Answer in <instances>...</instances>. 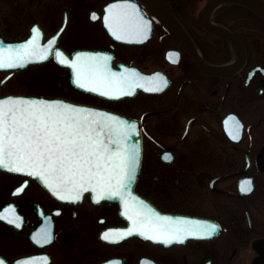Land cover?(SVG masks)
Here are the masks:
<instances>
[{"label": "flooded vegetation", "instance_id": "af4514ba", "mask_svg": "<svg viewBox=\"0 0 264 264\" xmlns=\"http://www.w3.org/2000/svg\"><path fill=\"white\" fill-rule=\"evenodd\" d=\"M157 1L132 0L148 21L145 38L120 39L104 20L117 0H0V38L29 39L37 26L40 45L56 37L46 58L28 66L55 76L43 82L52 90L33 94L136 119L143 141L137 197L216 230L171 243L125 236L119 230L132 220L121 201L90 192L66 200L0 168V213L8 216H0V254L9 264L28 257L34 264H264V0ZM56 49L72 60L78 52L108 54L111 70L136 77L135 93L84 87ZM109 229L123 238L105 239ZM44 231L50 240L33 238Z\"/></svg>", "mask_w": 264, "mask_h": 264}, {"label": "snow or ice", "instance_id": "6c2138e0", "mask_svg": "<svg viewBox=\"0 0 264 264\" xmlns=\"http://www.w3.org/2000/svg\"><path fill=\"white\" fill-rule=\"evenodd\" d=\"M107 8L104 20L113 35H119L120 39L145 38L148 21L132 0H117ZM92 15L95 18L97 14ZM41 34L37 26L31 38L15 48L0 44V68L45 59L56 37H52L47 46H42L38 43ZM55 51L58 58L63 57V63L76 68L77 83L85 81L84 87L98 85L94 87L95 91L107 89L105 95L118 96L123 94L122 89H131L135 82L134 75L111 70L106 53L86 55L78 52L72 60L60 49ZM130 131H135V122L128 125L110 113L81 105L28 96L0 97V165L42 177L57 196L66 200L80 199L79 193L85 187L97 192V200L103 195H125L139 162L138 153L126 143ZM24 184L27 181L15 191H22ZM124 207L125 215L132 220L130 228L119 230L125 236L139 232L154 240L171 243L183 241L187 236H211L217 228L215 224L186 217L162 215L131 194L124 200ZM0 216L8 219L4 213ZM12 222L19 223V217ZM112 231L106 230L104 238H123L109 235ZM33 238L43 243L50 240L51 235L44 231ZM0 264H4L2 258ZM23 264H34V258H25Z\"/></svg>", "mask_w": 264, "mask_h": 264}, {"label": "water", "instance_id": "95a60500", "mask_svg": "<svg viewBox=\"0 0 264 264\" xmlns=\"http://www.w3.org/2000/svg\"><path fill=\"white\" fill-rule=\"evenodd\" d=\"M152 1L155 4H159V2L157 0H152ZM26 40H28V39L15 40V41H6V40H3L2 38H0V44H3L5 46L12 45L13 48H15V47L19 46L21 43H23ZM39 61H42V60H29L27 63L22 64V65H16V66H13V67H10V68H0V69H2V70H8V69L20 70V69L26 67L27 65H29L30 63H36V62H39ZM208 68H209V70L217 71L213 67H208ZM6 78H4L2 81H4ZM140 86L143 87L146 90H152V88L149 87V86H147V85H142L141 84ZM122 91H123V94L122 95L123 96H126V95H132V94H134L135 91H136V89L132 90V89H129V88H124V89H122ZM9 95H12V96H28V97L43 98V99L48 100V101H64V102H67L69 104L81 105V106L87 107L90 110H99L102 113H110L113 116H115V117H117V118H119V119H121L123 121H126L128 123V125H131L133 122H135V131H130L129 132V135H128V138H127V141H126V143L129 146V148H134V150L138 153V160H139V162H138V164L135 167L134 175H133L132 179L130 180V182L127 184V190H126L124 196H121V195H111L110 194V195H103L101 198H110V199L119 200V201L122 202V204L124 206V200L127 198V196L129 194L134 195V196L137 197V194L135 192V184H136V181H137L138 175H139L140 163H141L142 152H143V141H142V133H141L140 128L137 125V120L136 119H134V118H132L130 116H127V115L118 113V112H113V111H109V110H102V109H99V108H96V107H93V106L83 105V104L76 103V102H73L71 100L64 99V98H60V97H49V96H43V95L20 94V93H11V94L2 95L0 97L9 96ZM0 168L5 169V170H8V171L16 172V171H13L11 169H8V168L3 167L2 165H0ZM17 173H20V172H17ZM22 174H25V175H28V176H31V177H34V178L38 179L46 188H48L51 192H53L52 189L49 188L48 185L44 182V179L42 177L33 176L30 173H22ZM87 192H90V193H92L94 195H97V192L93 188H88V187H85L79 193V195H83V194H85ZM59 197H61V196H59ZM162 215H167V216L173 217V215H169V214H162ZM186 218H190L193 221L205 222V219H203V218H198V217H193V216H191V217L190 216H186ZM131 226H132V224H131ZM187 237L204 238V237H209V236H187ZM176 241H178V240H176ZM0 258L3 259L4 264H9L8 261L3 256L0 255Z\"/></svg>", "mask_w": 264, "mask_h": 264}, {"label": "rangeland", "instance_id": "374dc122", "mask_svg": "<svg viewBox=\"0 0 264 264\" xmlns=\"http://www.w3.org/2000/svg\"><path fill=\"white\" fill-rule=\"evenodd\" d=\"M24 4L25 0H19L20 6H23ZM38 69V66L33 65L15 72L7 81H5L3 84H0V95L7 93L44 94L50 92L52 90L50 83L43 85V82L45 81V76L50 82H52V79H55V76L50 77L49 75L40 74ZM6 73V71H0V79Z\"/></svg>", "mask_w": 264, "mask_h": 264}]
</instances>
